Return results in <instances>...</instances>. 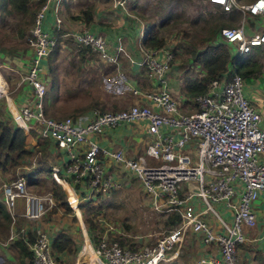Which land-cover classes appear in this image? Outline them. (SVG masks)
<instances>
[{
  "label": "built area",
  "instance_id": "built-area-1",
  "mask_svg": "<svg viewBox=\"0 0 264 264\" xmlns=\"http://www.w3.org/2000/svg\"><path fill=\"white\" fill-rule=\"evenodd\" d=\"M51 1L56 2V9L61 2L47 0L37 12L27 38L32 51L30 65L15 87L18 90L22 85L30 86V95L18 105L9 96L7 80L0 77V108L6 101L15 125L37 142L48 140L64 153L67 159L52 167L51 175L65 191L68 186L76 196L83 194L80 201L77 196L76 208L83 200L120 190L123 183L118 174L122 173L141 183L155 210L177 213L181 218L168 234L141 248H131L107 236L114 230L108 225L106 233L91 246L92 255H78L73 264H81L84 257L90 264H171L178 257L188 230L202 233L204 244L219 249L220 256L209 260V264H242L239 246L247 241L245 228L257 224L253 204L264 196V161L259 159L264 154V115L245 95V78L233 72L213 80L208 94L195 97L194 112L185 113L169 85L175 59L173 49L166 45L157 49L142 46L137 63L152 89L133 87V94L139 99L135 104L117 111L94 110L77 118L54 119L45 111L48 89L43 81V63L58 45L62 19L56 16L54 32L44 28ZM112 1L115 7L127 11L137 0ZM208 1L223 7L224 12L239 9L253 17L264 16V0L248 6L241 5L239 0ZM246 28L244 22L238 27L223 28L220 37L236 48V54L248 56L253 49L264 47V32L248 35ZM68 36L74 44L88 47L109 65H119V58L127 56L121 37L112 48L106 38L90 30ZM138 122L147 123L150 136L141 155L130 156L124 147L109 149L96 139L108 129ZM190 183L197 185L199 192L191 191ZM1 190L12 220L18 199L24 200L23 216L36 223L55 206L51 194L30 193L23 176L3 183ZM195 197L200 199L202 208L188 214L184 207ZM215 206L228 210L232 220L224 218ZM210 214L217 218L218 230L205 220ZM81 230L86 236L85 228ZM35 235L36 239L28 243L33 264H68L55 253L49 232L37 227Z\"/></svg>",
  "mask_w": 264,
  "mask_h": 264
},
{
  "label": "rangeland",
  "instance_id": "rangeland-1",
  "mask_svg": "<svg viewBox=\"0 0 264 264\" xmlns=\"http://www.w3.org/2000/svg\"><path fill=\"white\" fill-rule=\"evenodd\" d=\"M255 1L256 0H239V3L248 6ZM150 2L153 4V10L151 12L154 14L159 12V16H162V13L167 11V9L176 10L178 9L177 7H179L180 10L178 11L180 12L177 11V13H179L178 15L173 11L169 13V15L177 17L171 20L167 27L163 29L159 28V30L166 39V46L172 48L175 53L172 66L180 64L185 70L187 77L196 75L197 78L201 77L202 74L199 75V71L202 67L194 60V50L199 51L206 45L201 42L205 39L201 37V35H206V29L210 27V22L214 20L212 16L218 15L219 10L212 6L211 2L208 0H150ZM224 13L227 14H222V19L226 18L225 21L231 24L225 28L238 27L244 22L250 29L252 28L251 30H254V34L264 32V20H261L262 22L253 20V16L250 15L248 11L245 13L242 10L233 9L230 12ZM152 16L155 18L154 15ZM235 19L237 21L236 24L233 22ZM31 20L32 18L29 16L22 18L16 13L8 15L5 18L6 27L0 29V65H4V63L10 61L6 58L8 57L11 59L8 52V49L11 47L22 48L21 50H30L27 38L30 34L34 18L32 21ZM23 30H25L26 35H24V39L19 34V32ZM16 38L20 40L15 42ZM60 42L61 43L58 44L56 48V52L60 50L59 55H57V53L56 60H52V65L56 69V73L53 76L55 90H53L52 95L55 96L54 100L58 102L52 101V104H48L47 114L49 117L54 119H65L68 117L77 118L82 114L94 110L117 111L126 109L132 106L136 100L132 91L133 87L139 86L143 88L144 85H142V83L146 82L147 85H150L144 70L141 71L140 75L135 76L124 64L109 65L101 61L88 47L74 44L70 36H64ZM1 53H3L6 58H3ZM84 55L86 57L85 60ZM21 57L22 56H20V58ZM26 57H28V54H26ZM245 59H252V61L255 62L253 70L258 74L257 76L253 75L247 78L262 80V75L264 74V47L253 49V52ZM28 60L30 65V59L28 58ZM14 68L13 70H3L2 72L4 79H6L9 84L12 99L20 92V90L17 91L15 88L16 83L27 74L26 71V73L24 72V68L20 66H15ZM46 72L50 74L48 64L44 69V73ZM6 73L8 76H6ZM44 73L43 75L45 77L47 73ZM49 76H51V74ZM249 81L253 82V79H249ZM95 101H99L101 104L93 106ZM2 105L5 107L6 101L3 100ZM86 106H91V108L86 111L76 112L77 109ZM194 109V99L187 98L181 101V110L183 112L192 113ZM5 112L6 110H1L0 108V121H4L6 124L9 123L10 126L15 125L12 121V116L8 115L7 117ZM41 147L43 148V146ZM42 148H40L39 151ZM29 149L28 147L27 150ZM7 153V150L0 149L1 164L4 163V155ZM9 153L12 160L9 161L10 163L6 166L0 167V186L5 182L23 176L27 180L30 193L37 195L51 194L53 200L55 198L56 203L60 202V204H64L67 202L69 204L70 211L65 207L59 208V206L56 205L52 209L61 211V217L68 215L73 224L72 228L76 229L74 234L77 243L75 244L74 250L68 254L71 257L69 261L64 260L68 264L76 262L79 253L84 247L86 236L82 233V226H84L88 239L92 242L91 246L93 247L97 244L100 237L106 233L108 225L112 226L114 230L109 232L107 236L109 235L110 238H115L123 245L130 246L131 248H141L153 244L170 231L168 221L173 213L155 210L148 201L141 183L136 179H127L121 173L120 179L123 183V187L104 197H95L89 201L83 200L78 207L80 209L79 216L69 200L64 187L58 184L51 175L50 165L54 163L49 155L44 152L42 153V151L40 154L33 152V155L29 152V154L23 156L22 159H19L16 153ZM262 157L263 156L260 155L259 159L261 160ZM33 164L44 171L43 174L37 176V180L33 179L31 175L28 176L30 170H27L28 168L25 166L32 167ZM17 165H19V167ZM8 178L10 179L8 180ZM35 181L37 182L35 183ZM75 190L77 193L78 190ZM60 194L61 196L58 197ZM78 195L80 201L83 194L78 193ZM215 207L222 215L220 207ZM52 214L53 212L49 211L42 221H46L47 219L51 220ZM222 216L225 217L224 215ZM209 218H214V227L218 230L220 225L217 218H215L213 214H210ZM197 234H200L202 237V233ZM33 237L36 239V235H33ZM87 259L88 258L84 257L81 264H88ZM13 263L18 264L16 261Z\"/></svg>",
  "mask_w": 264,
  "mask_h": 264
},
{
  "label": "crops",
  "instance_id": "crops-1",
  "mask_svg": "<svg viewBox=\"0 0 264 264\" xmlns=\"http://www.w3.org/2000/svg\"><path fill=\"white\" fill-rule=\"evenodd\" d=\"M44 1V3H46L47 0ZM211 5L219 10V14L212 16L214 20L213 22H210L211 25L210 27H208V29L210 30L206 29V35H201V37L205 38L201 42L205 44L212 43L213 41L218 40V38L213 35L212 31L216 26L226 22V18L222 19L221 16L222 14H227L223 12L222 7L213 3H211ZM177 8L178 9L176 10L167 9V11L163 12L164 14L162 13V16H159V12L157 14L151 12L153 10V4L150 2V0H137L134 4L129 6L127 11H123L122 9L115 7L112 0H61L60 4L57 6V11L56 2L51 1L49 9L46 11L44 28L46 30L54 32L55 18L56 16H58L62 19L61 28L58 30L59 41L63 39L64 36H68V33L90 30L95 34L106 38L109 41L110 46L113 48L115 44H117L118 38L121 37L127 56H123L120 58L119 65L124 64V66H127V68H129L130 72L133 75L137 76L140 75L142 71L139 66L134 69V64L137 63V61L141 60L140 49L143 46V40L140 41V38L142 37L144 39L148 31L153 27L161 29L167 27L168 23L177 17L174 15H169V13L173 11L178 15L179 13H177V11L180 9L179 7ZM152 15H154L155 18H153ZM253 18V20H256L257 22L258 20H264V17L255 16ZM233 22L234 24H236V19L233 20ZM246 29L248 35L254 34V30H251L252 28L250 29L249 26H247ZM210 39H212L213 41ZM19 40V38H16L15 42H18ZM21 49L22 48L17 47H11L10 49H8L11 59L8 57L6 58L4 54L1 53L3 58H6L10 61L4 63V65H0V77H4L2 73L3 70H13L15 69V66H20L24 68V72H27V69L29 68L28 58L31 59L32 51ZM59 52L60 50L57 52L58 54H56L59 55ZM26 54H28V57H26ZM57 55L50 59L47 58L43 63V72L46 65L48 64V68L51 74V76H49L50 74L46 72L48 75L46 73H44L46 74L45 77L43 75V81L47 86L51 98L50 103L47 102L46 105L52 104V101L58 102L54 100L55 96L52 95L53 90H55L53 76L56 73V69L53 67L52 63L54 60H56ZM20 56L22 57L20 58ZM85 59L86 57L84 58V60ZM200 74H203V68L199 71V75ZM6 76H8L7 73ZM191 78H197V75L187 77L185 70L180 66V64L171 67V70L169 72V85L171 88V92L173 93L175 99L179 101V103H181V101H183L184 99H187L184 95V88L186 85V81ZM249 79H253V82H250ZM142 85H144V87L140 88L143 90L152 89V85H147V82L142 83ZM18 90H20V92H18V95L13 98V101L19 105L20 103H23L24 99L30 95L31 88L30 86L25 84L20 86ZM244 93L247 97H250L253 100L254 104L261 110L264 115V84L262 83V80L245 78ZM138 100L136 98L134 104ZM1 110H6L5 113L7 114V117L8 115L12 116L10 110L7 108V105L5 107L2 106ZM24 134L26 136V150L29 147L30 149L28 151L32 153V155L33 152H37L40 154L41 150L39 151V149L41 148V142H37L32 135H28L26 133ZM96 139L99 141V144L109 149L124 147L128 155L135 157L145 152V148L150 140V136L147 132V123L138 122L135 124L124 125L116 129H108L105 131L104 135L98 136L96 137ZM45 154L49 155L54 163L50 165L51 169L58 164H63V160L67 159L64 153H62V151L60 152L57 149L56 145L52 144V142H50ZM262 156V159L264 160V154ZM20 164L24 165L23 163ZM19 165L17 166L19 167ZM25 166L28 168L27 170H30L28 176L31 175V177L35 180H37V176L39 174L41 175L44 173L43 169L36 167L37 165L35 164H33L32 167L27 165ZM120 175L121 174H118L119 178ZM9 179L10 178H8V180ZM36 182L37 181H35V183ZM65 188L66 194H68V198L70 199L72 205L75 207L76 213L80 216V209L78 207L76 208V194L70 187L66 186ZM2 195L3 194L0 186V200H2ZM218 207H220L222 215L225 216L224 218L231 221L232 217L229 211L224 209V207L222 206ZM24 208V200L18 199L16 216L15 219L11 222V226L8 231V237H0V264H14L13 262L15 261L20 264L19 248L17 247L16 241L21 240L20 236L23 235H35L37 227L43 228L44 230L49 232V234L53 236V238L61 233H66L72 237L75 244L77 243L74 234L76 232V229L72 228L73 224L71 223L68 215L61 217L62 212L58 211V213L52 214L51 220H41L36 223L23 216L25 212ZM201 208L202 204L200 199L198 197H195L186 203L184 210L188 214H194ZM253 208L257 215V224L254 228H245L247 241L239 246V258L242 264H264V196L260 197L254 202ZM175 215L178 216L179 220L175 218ZM205 220L209 221L214 226V218H209V216L207 215L205 216ZM180 221V215H178L177 213L172 214L170 220L168 221L170 229L172 227H177ZM82 227L84 228V226ZM21 230H24V232H21ZM12 235L13 238H11ZM91 249V242L86 235L84 247L79 253V256L82 257L83 255H90L92 253ZM56 254L61 259L67 261H69V258H71L68 255L69 253L67 251L61 253L56 252ZM219 256V249L215 245L204 244L200 234L188 230L184 234L183 243L180 245L178 257L176 261L171 264H209V260L216 257L218 258ZM88 264H90V262H88Z\"/></svg>",
  "mask_w": 264,
  "mask_h": 264
},
{
  "label": "trees",
  "instance_id": "trees-1",
  "mask_svg": "<svg viewBox=\"0 0 264 264\" xmlns=\"http://www.w3.org/2000/svg\"><path fill=\"white\" fill-rule=\"evenodd\" d=\"M44 0H0V21L1 26L0 29H4L6 27L5 18L8 15H12L14 13L20 15L22 18L25 16H29L30 18H35L37 11L42 7ZM31 20V21H32ZM231 25L230 23L224 22L221 25H218L212 31L213 35L218 38L217 41H213L212 43H208L203 46L201 50H194L195 57L194 60L203 68V74L198 78H191L186 81V85L184 88V95L186 98L195 99V97L200 95H206L209 92L210 83L213 80L222 79L227 73H239L244 78L257 76L253 70V66L255 62L252 59H245L247 56L241 55L239 53L236 54L237 50L235 47L229 45L227 42L221 39L220 34L221 30L226 26ZM28 32V31H27ZM26 32V34H27ZM22 38H25V30L19 32ZM25 35V36H24ZM60 41H58V44ZM142 44L145 48L157 49L166 45V39L162 36L159 28L153 27L151 28L146 36L144 37ZM58 46H56L57 48ZM56 48L52 51L49 56L53 58L56 55ZM256 49V48H255ZM85 56V55H84ZM50 94L47 91L45 96V111L47 114V102L50 103ZM99 101L94 102L93 106L100 105ZM50 105V104H49ZM91 106H86L80 109H77L76 112H82L90 109ZM104 109V108H103ZM101 110V109H100ZM105 111V110H101ZM48 115V114H47ZM77 116V115H76ZM42 153L47 152V148L50 144L49 141H40ZM0 149L7 150V154L4 155V163L1 166H6L12 160L11 153H16L19 159H22L23 156L29 154V151L26 150V136L21 128L17 125L10 126V124H6L3 121H0ZM58 195V197H60ZM54 203L56 206L65 207L68 211H70V206L67 202L64 204L56 203L54 198ZM55 207V206H54ZM53 207V208H54ZM52 208V209H53ZM50 210L53 214L58 213V210ZM55 211V212H54ZM175 218L178 216L175 215ZM177 220V221H178ZM12 222L11 215L9 214L6 205L2 200H0V237H8V231L10 229ZM21 240L16 241L17 247L19 248V261L20 264H33L32 253L28 247V243H32L34 241L33 234L28 236H20ZM74 241L70 235L66 233H61L55 238H53V248L56 252H64L68 253L72 252L75 248Z\"/></svg>",
  "mask_w": 264,
  "mask_h": 264
},
{
  "label": "water",
  "instance_id": "water-1",
  "mask_svg": "<svg viewBox=\"0 0 264 264\" xmlns=\"http://www.w3.org/2000/svg\"><path fill=\"white\" fill-rule=\"evenodd\" d=\"M137 66H139L138 63H135V64H134V69H136ZM188 188H189L191 191L199 192V187H198L197 185H195V184L190 183V184L188 185Z\"/></svg>",
  "mask_w": 264,
  "mask_h": 264
}]
</instances>
